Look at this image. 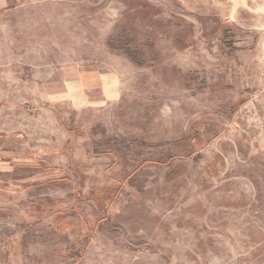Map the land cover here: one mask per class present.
Here are the masks:
<instances>
[{
  "label": "rangeland",
  "instance_id": "1",
  "mask_svg": "<svg viewBox=\"0 0 264 264\" xmlns=\"http://www.w3.org/2000/svg\"><path fill=\"white\" fill-rule=\"evenodd\" d=\"M0 264H264V0H0Z\"/></svg>",
  "mask_w": 264,
  "mask_h": 264
},
{
  "label": "crops",
  "instance_id": "2",
  "mask_svg": "<svg viewBox=\"0 0 264 264\" xmlns=\"http://www.w3.org/2000/svg\"><path fill=\"white\" fill-rule=\"evenodd\" d=\"M108 81H109L108 77H104L103 75L95 71L86 72V73L82 72L81 74L77 72L76 76L69 78L65 82L66 85H64V88L66 92L69 93L70 96H74L77 99L83 101L82 103L80 102V106H84L85 104H87L88 106L91 105L92 103H95L94 96L90 94L91 91L97 89L98 86L102 84V82L105 84V92H106L105 98L107 99L106 101L115 100L120 96L121 93L120 78L118 76H113L112 82L114 83V87L118 89L114 91L112 95H111V90L114 87L113 86L108 87Z\"/></svg>",
  "mask_w": 264,
  "mask_h": 264
},
{
  "label": "trees",
  "instance_id": "3",
  "mask_svg": "<svg viewBox=\"0 0 264 264\" xmlns=\"http://www.w3.org/2000/svg\"><path fill=\"white\" fill-rule=\"evenodd\" d=\"M114 48L124 49L133 61L137 62L138 64H142V61L140 59L141 54L138 51H134L130 47H125L123 45H116Z\"/></svg>",
  "mask_w": 264,
  "mask_h": 264
}]
</instances>
